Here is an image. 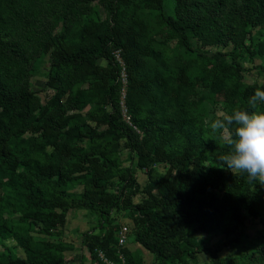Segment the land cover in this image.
Instances as JSON below:
<instances>
[{
    "label": "rangeland",
    "instance_id": "1",
    "mask_svg": "<svg viewBox=\"0 0 264 264\" xmlns=\"http://www.w3.org/2000/svg\"><path fill=\"white\" fill-rule=\"evenodd\" d=\"M135 1L139 3L136 18L127 22L123 29L128 51L136 54L139 71L145 72L153 81L152 92L161 99L158 108L160 113L184 120L169 130L172 147L166 159L157 158L154 154L151 155L153 159L145 161L136 150L135 146L153 148L157 141L152 137L145 139V129L133 124L131 110L134 104L141 107L142 117L157 110L148 100L142 83L131 87L124 57L126 49L115 46L113 55L117 63V76L109 83L120 87L121 120L136 130L137 140L134 142L125 135L113 133L107 121L103 120L113 112L114 106L112 91L103 85L106 72L97 68L110 67L106 58L99 59L94 66L87 68L84 76L71 88L55 78L59 56L54 45L45 44L46 35L68 33L63 42L76 46L81 40L84 25L106 26L112 21L106 0L91 1L92 11L81 15L80 24H75L76 16L68 14L69 0H41L44 9L28 17L18 33L10 37L0 35L4 41L10 40L7 49H16L28 58V63L21 66L13 62L11 84L26 82L36 96L32 126L25 133L17 131L11 137L12 146L26 148L25 160L36 159L41 163L50 159L57 161L51 156L52 151H55L54 145L47 139L51 138L59 146L65 143L70 147H78L82 153L100 148L117 161L107 187L110 192L118 194L121 200L119 206L113 209L111 218L104 222L89 209L70 208L64 220L49 231L43 229L44 223L37 219L34 208H25L21 204L23 201L16 183L7 182V178L0 179L1 230L8 228L24 238L30 237L46 244L52 253L63 260V264H160L155 253L136 238L138 227L135 219L139 211L125 203V195L131 193L135 185H131V178L125 179L124 173L129 170L138 185V191L132 195V202L138 204L160 193L157 189L151 190L149 168L168 174L172 180L178 167L188 165L185 162L186 153L193 151L201 155L205 166H214V153L226 149L219 148L214 140L208 139V122L219 111L238 104L246 107L255 89L264 85V25L246 28L239 40L218 44H204L196 34L190 32L188 47L166 23L168 16H176V0ZM192 5L194 15H204L207 19L218 20L221 25L226 24L223 19L228 10L220 0H193ZM133 36H136L138 45L133 43ZM19 67H24L26 72L21 74ZM64 104L68 107L65 129L71 134L63 132L50 137L45 133L43 124L45 121L52 123L50 120L58 106ZM80 132L84 137L78 135ZM31 143L36 146H31ZM42 143L46 145L45 152L41 149ZM145 164L147 167H144ZM224 166L217 165L218 170L231 172ZM63 167L67 169L66 163H63ZM18 173H25V170L17 168L15 178ZM90 180V172L85 170L61 186L68 193L79 195ZM48 189L52 193L56 189L55 184H49ZM42 212L61 214L62 210L56 208L54 211ZM243 214L247 216L245 223L238 225L233 233L227 234L220 225H215L208 231H198L193 243L187 244L195 250L197 244H202L209 251L196 252L194 256L185 253L181 260L170 259L169 264H183V261L185 264H241L242 260L244 264L245 261L258 258L264 249V226L260 218L250 216L247 209H243ZM125 227L127 231H124ZM109 233L110 249L116 260L109 258L99 246L90 249L89 241L96 234L105 236ZM122 238L124 241H121ZM217 247L218 250H215ZM13 258H26V254L14 238L5 239L1 235L0 259L7 263ZM256 264H264V260H256Z\"/></svg>",
    "mask_w": 264,
    "mask_h": 264
},
{
    "label": "trees",
    "instance_id": "2",
    "mask_svg": "<svg viewBox=\"0 0 264 264\" xmlns=\"http://www.w3.org/2000/svg\"><path fill=\"white\" fill-rule=\"evenodd\" d=\"M63 1V0H59ZM91 1L94 0H69L68 14L76 16L75 24H80L81 15L92 11ZM158 1V0H157ZM227 8L224 17L226 24H220L213 18L204 15H194L192 12L193 0H176V16H168L166 23L180 35L183 43L190 47L188 34H196L204 44L227 43L239 40L246 28L264 25V0H220ZM139 3L135 0H106V8L112 14V21L106 26L101 24L84 25L81 40L76 46L67 45L63 39L68 33L46 35L45 44L55 46L59 56L55 78L71 88L82 78L87 68L96 64L101 58H106L109 68L97 67L105 71L103 85L112 91L114 98L113 112L106 115L105 119L112 132L127 136L130 141L137 140V132L133 126L121 120L119 110L120 87L109 83L116 79L117 63L113 55L115 46L126 49L124 54L130 73L131 87L142 83L146 90L148 100L153 104L156 113L151 111L142 117V109L134 104L132 111L133 124L145 129L146 137L156 139L157 145L150 148L136 147L139 155L146 161L151 155L166 159L171 149L169 130L174 124L180 125L183 121L176 120L159 111L160 98L152 92L153 81L145 72L139 71L138 58L134 52L128 51V43L123 36V29L127 22L136 18ZM44 9L41 0H0V35L13 36L25 25L27 18ZM134 35V34H133ZM0 179L7 178V182L16 183L25 208H34L37 219L44 223V230L49 231L55 224L62 222L65 213L70 208H85L91 210L104 222L111 218L115 207L119 206L120 197L109 191L107 184L110 176L117 167V161L100 148H94L82 153L78 147H70L65 143L60 146L55 140L47 138L54 145L51 153L57 161L48 160L41 163L36 159L27 161V150L11 144V137L19 131L23 134L33 124V112L36 110V96L29 89L26 82L11 84V68L13 62L17 65L27 64V56L16 49H7L10 40L4 41L0 37ZM133 43L138 45L136 36ZM18 71L25 73L24 67ZM52 78V77H51ZM67 104L59 105L51 122L43 124V129L48 136L66 133ZM159 112V113H158ZM179 122V123H178ZM78 135L84 137L80 132ZM146 141V140H145ZM34 143V142H33ZM31 143V146H36ZM134 145V144H133ZM45 152L46 145L41 144ZM214 153V166H205L201 155L196 152H187L185 162L188 165L178 167L174 179L168 174H162L154 168L148 169L151 180V190H159V195H151L141 203L134 204L132 195L138 191L132 174L124 173L125 179L131 178L134 190L125 195V203L132 209L139 211L136 216L138 242L155 253L160 264H169L170 259L181 260L187 253L194 256L196 252L209 251L202 244H197L196 250L189 248L198 231H208L215 225H220L227 234L234 232L238 225H243L246 217L243 209H247L250 216L259 217L264 226V195L263 187L256 181L249 182L246 174L235 176L232 172H222L217 165L223 164ZM23 156V157H22ZM22 157V158H20ZM76 159V160H74ZM65 161V162H64ZM66 163V168L63 167ZM144 167H147L145 164ZM24 169L25 173H18L16 169ZM88 170L91 180L84 186L81 194L73 195L61 185L71 181L77 175ZM54 183L56 189L51 193L48 185ZM1 187V181H0ZM56 208L62 210L61 214L48 212ZM3 227L0 224V236L5 239L14 238L26 254V258L10 259V264H63L57 254L51 252L46 244L24 238L18 233ZM90 249L99 246L106 251L109 258L116 260L110 244L111 234L101 236L96 234L90 241ZM218 250V247L215 249ZM211 251V250H210ZM264 260V249L258 258L245 261L244 264H256V260ZM241 261V264H243ZM4 263L0 259V264ZM183 264L185 262L183 261Z\"/></svg>",
    "mask_w": 264,
    "mask_h": 264
},
{
    "label": "clouds",
    "instance_id": "3",
    "mask_svg": "<svg viewBox=\"0 0 264 264\" xmlns=\"http://www.w3.org/2000/svg\"><path fill=\"white\" fill-rule=\"evenodd\" d=\"M208 139L224 148L218 159L237 176L264 185V85L248 98L247 106L219 111L209 122Z\"/></svg>",
    "mask_w": 264,
    "mask_h": 264
},
{
    "label": "built area",
    "instance_id": "4",
    "mask_svg": "<svg viewBox=\"0 0 264 264\" xmlns=\"http://www.w3.org/2000/svg\"><path fill=\"white\" fill-rule=\"evenodd\" d=\"M124 231H127V228L126 227L124 228ZM124 233H126V232H123V234ZM121 241H124V238H122Z\"/></svg>",
    "mask_w": 264,
    "mask_h": 264
}]
</instances>
